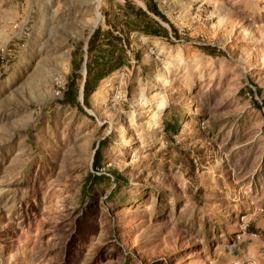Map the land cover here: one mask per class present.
<instances>
[{
  "label": "rangeland",
  "instance_id": "rangeland-1",
  "mask_svg": "<svg viewBox=\"0 0 264 264\" xmlns=\"http://www.w3.org/2000/svg\"><path fill=\"white\" fill-rule=\"evenodd\" d=\"M125 1L0 0V264H264V0H156L178 36L64 104Z\"/></svg>",
  "mask_w": 264,
  "mask_h": 264
},
{
  "label": "trees",
  "instance_id": "trees-1",
  "mask_svg": "<svg viewBox=\"0 0 264 264\" xmlns=\"http://www.w3.org/2000/svg\"><path fill=\"white\" fill-rule=\"evenodd\" d=\"M146 8L137 7L135 3L126 0L114 17L105 13L106 26L98 27L89 37L86 50L80 43L72 53V75L69 78L64 92V104L80 107V86L78 79L82 75L79 71L86 64V77L83 86V100L89 105L91 96L97 91L100 84L113 73L131 66L129 49L131 33H140L145 36L170 39L171 34L178 36L177 31H170L164 26L169 23L167 17L160 10L156 0H142ZM203 50L209 55L218 56L223 54L213 47H204ZM99 149L96 150L93 167H99ZM102 177L93 176L92 180Z\"/></svg>",
  "mask_w": 264,
  "mask_h": 264
},
{
  "label": "water",
  "instance_id": "water-1",
  "mask_svg": "<svg viewBox=\"0 0 264 264\" xmlns=\"http://www.w3.org/2000/svg\"><path fill=\"white\" fill-rule=\"evenodd\" d=\"M93 32H94V30H93ZM84 69H85V73H86V64H84Z\"/></svg>",
  "mask_w": 264,
  "mask_h": 264
}]
</instances>
